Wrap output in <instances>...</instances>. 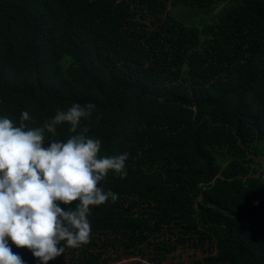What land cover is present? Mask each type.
Returning a JSON list of instances; mask_svg holds the SVG:
<instances>
[{
	"label": "trees",
	"instance_id": "obj_1",
	"mask_svg": "<svg viewBox=\"0 0 264 264\" xmlns=\"http://www.w3.org/2000/svg\"><path fill=\"white\" fill-rule=\"evenodd\" d=\"M74 103L95 105L98 156L129 154L89 216L118 243L48 264H264V0H0V117L35 128Z\"/></svg>",
	"mask_w": 264,
	"mask_h": 264
},
{
	"label": "clouds",
	"instance_id": "obj_2",
	"mask_svg": "<svg viewBox=\"0 0 264 264\" xmlns=\"http://www.w3.org/2000/svg\"><path fill=\"white\" fill-rule=\"evenodd\" d=\"M94 108L74 103L35 128L25 123L32 119L28 111L18 126L0 117V264H25L9 241L30 251L38 264L87 245L93 206L118 200L99 185L109 172L127 176L129 154L98 156L102 141L88 135ZM65 123L70 135L57 139V127Z\"/></svg>",
	"mask_w": 264,
	"mask_h": 264
},
{
	"label": "rangeland",
	"instance_id": "obj_3",
	"mask_svg": "<svg viewBox=\"0 0 264 264\" xmlns=\"http://www.w3.org/2000/svg\"><path fill=\"white\" fill-rule=\"evenodd\" d=\"M92 238V237H91ZM90 242H93V244H97L96 246L102 248L103 246L110 250L111 252L116 251L117 246V239L114 237H109L103 239L102 236H99L97 239H90ZM192 250L185 249V250H176L175 254H178V259L182 262V264H189L190 260L193 259V261L196 262V260L201 261L203 256L200 254V252L196 251L194 256L191 257ZM113 258L116 257L115 254L112 255ZM108 264H153L148 262L146 259H143L136 255H122L119 259L112 260ZM162 264H176V261L174 259L168 258L167 260L163 261Z\"/></svg>",
	"mask_w": 264,
	"mask_h": 264
}]
</instances>
